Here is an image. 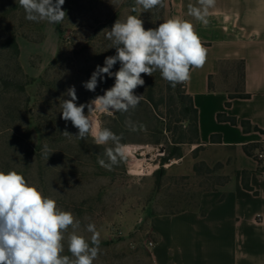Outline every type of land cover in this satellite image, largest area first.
<instances>
[{"label":"rangeland","instance_id":"1","mask_svg":"<svg viewBox=\"0 0 264 264\" xmlns=\"http://www.w3.org/2000/svg\"><path fill=\"white\" fill-rule=\"evenodd\" d=\"M3 5L8 6V1L0 0V9ZM133 7H136L135 12ZM62 9L66 15L61 23L45 21L42 43H32L19 36L24 73L36 82L24 94L11 93L0 100V170L22 173L44 196L56 200L59 209L73 213L80 221L76 233L84 236L90 246L92 233L86 226L95 225L100 244L93 264H155L148 248V242L153 240L149 228L151 216L187 209L185 199L193 196V203L197 202L201 191L192 179L193 174H175L169 166L180 163L176 170L193 172L189 159L182 162L172 158L163 164V159L174 148L173 140L186 131L174 89L169 90L159 71L152 76L142 74L145 83L134 92L143 95V99L135 109L130 108L120 116L119 112L89 113L102 127L112 132L117 129V135L122 136L121 143L127 147L166 146L162 156H153L139 164L126 149L125 172L121 162L112 170L98 164V157L107 162L105 149L97 147L90 136L79 139L78 129L61 118L60 105L63 99H69L66 91L73 85L77 105L87 104L109 89L104 86L107 75L98 81L95 91L83 87L96 66L103 67L102 53L111 47L105 29H111L117 19L123 21L128 15L141 18L146 30L155 28L163 22L162 7L145 11L136 6L134 0H65ZM21 15L0 19V39L4 37L5 27L18 25ZM23 32L33 39L41 35L36 28L18 29L19 34ZM12 66L6 52L0 53V74L8 72ZM150 88H153L156 108L146 99ZM28 98H31L30 103L26 101ZM146 109L149 114H145ZM126 120L137 126L145 125L146 131H131L125 125ZM169 127L173 130L169 131ZM65 130L73 136H64ZM103 146L114 145L109 142ZM193 146L181 144L182 154H189ZM163 167L166 174L161 176V187L157 189L156 172ZM183 176L190 178L180 180ZM72 231L70 226L64 233L62 255L74 259L68 251V236Z\"/></svg>","mask_w":264,"mask_h":264},{"label":"crops","instance_id":"2","mask_svg":"<svg viewBox=\"0 0 264 264\" xmlns=\"http://www.w3.org/2000/svg\"><path fill=\"white\" fill-rule=\"evenodd\" d=\"M198 0H163V21L179 16L190 21L207 49L203 67L192 69L185 90L199 112L200 144L181 158L222 163L230 181L202 193L196 210L151 216L155 264H264V0H215L208 24L188 15ZM21 47V44H20ZM247 95L231 98V95ZM230 106H227V103ZM219 113L249 121L263 132H245L217 119ZM214 138V141H213ZM256 148L250 156L245 146ZM200 147L197 158L195 151ZM180 164V163H178ZM175 174L193 172L176 170ZM249 174L252 191L243 187Z\"/></svg>","mask_w":264,"mask_h":264},{"label":"clouds","instance_id":"3","mask_svg":"<svg viewBox=\"0 0 264 264\" xmlns=\"http://www.w3.org/2000/svg\"><path fill=\"white\" fill-rule=\"evenodd\" d=\"M25 11V19L32 22L47 21L61 23L66 15L62 6L65 0H18ZM199 7L188 5V15L208 24L209 9L215 0H198ZM135 5L149 11L163 6V0H135ZM136 7H133V12ZM106 38L116 54L106 57L104 66L97 65L90 79L83 82L88 91H95L98 81L114 76V85L106 89L87 104L77 105L75 86H70L60 107L61 118L78 129L79 139L90 136L96 145L113 147L104 151L107 162L98 157V164L112 170L126 158L127 146L121 143L122 136L91 119L93 111L128 112L135 109L143 95L135 94L138 86L145 81L142 74L152 76L159 71L161 77L173 87L190 79L191 70L203 67L207 49L203 46L194 25L179 16L159 23L155 28L145 29L144 21L136 15H128L125 20L117 19L111 29H105ZM119 62V69H111ZM85 108L88 114L85 115ZM125 125L131 131L144 130L146 126L133 124L126 120ZM73 136L67 130L62 133ZM47 152V148H45ZM73 231L68 236L70 258L64 252V233L69 227ZM80 221L70 211L61 210L56 200L44 196L35 185L29 184L22 173L15 170H0V264H93L99 253V232L94 224H88L86 230L92 233L89 241L76 233Z\"/></svg>","mask_w":264,"mask_h":264},{"label":"trees","instance_id":"4","mask_svg":"<svg viewBox=\"0 0 264 264\" xmlns=\"http://www.w3.org/2000/svg\"><path fill=\"white\" fill-rule=\"evenodd\" d=\"M8 1V6L3 5L0 9V19L2 17H9L10 15L16 16V14L22 13L21 17H19V23H18V28L17 26H8L4 28V37L0 39V53L6 52L8 56V60L13 64L11 68H9L8 72H3L0 74V100L4 96H7L11 93L15 94H24L26 92V89L30 87L32 84L36 82L35 78H29V76L24 73V69L21 63V47H20V42H19V36L21 35L25 40L30 41L32 43H42L44 41V35H43V30H44V25L45 21L42 22H32L27 19H25V11L24 9L19 5L18 1L15 2L14 0H7ZM135 2V0H134ZM36 28V30L39 32L40 38L38 39H33L31 38L28 34L18 33V29L21 28ZM116 54V51L114 48L109 47L105 52L102 53V60L101 63L104 66V60L106 57L113 56ZM119 66V62H117L116 65L113 66L111 69L112 72H114V69ZM12 72V73H11ZM44 79V78H43ZM41 79V82L44 83V80ZM43 80V81H42ZM113 77H107L104 81V86L107 88H111L113 86ZM167 86L169 87L170 91H173L174 89V96L177 98L179 104H180V112L181 115L183 116L184 121L186 122V131H182L180 138L177 140H173V145L174 148L173 150L169 153L168 157H165L164 163H167L168 160L172 158H178L181 159L184 157V154H182L180 145L181 144H190V145H197L200 144V131H199V112L198 109L195 107L193 98L186 93L185 90V85L184 83H179L175 87H173L168 81H166ZM100 93H96L98 95ZM153 88H150L146 99L149 101V103L156 108V104H154V97H153ZM245 98L247 95L241 94V95H231V98ZM27 102L30 103L31 98L26 100ZM156 105V106H155ZM227 106H230V103L228 102L226 104ZM147 110V109H146ZM145 114H149V111H145ZM121 115V112H119V116ZM40 118V117H39ZM217 119L220 122H227L230 123L231 125L234 126H241L245 132L250 131V130H255L259 132H263L260 128L258 127H253L249 121L246 120H238L236 117L233 116H228L225 113H219L217 116ZM122 120V119H121ZM41 118L39 119L40 126L41 125ZM42 127H40L41 129ZM169 131H172V127H169ZM28 129V128H27ZM51 129H53L51 127ZM115 134H118L117 129H114ZM214 141V138H213ZM97 147L100 148H108V147H102V145H96ZM112 146V145H111ZM110 146V147H111ZM256 147L254 145H247L245 146V151L248 155L253 156L254 154L252 151ZM200 151V147L195 151V159L197 158L198 152ZM94 154V153H93ZM257 159L259 162L260 160L257 155ZM125 159L121 160L122 164V171L125 172L126 167L124 165ZM224 168V165L222 163H217L215 166H210L207 164L205 161H196L194 166H193V177L192 179L195 180V183L197 186L201 189L199 193V197L197 199V202L194 200L193 196L190 198H186V206L188 207L187 209H180V210H172L170 213L167 214H176L180 213L186 210H196L198 209L199 206V198L204 192L208 191H214L217 190L218 188H221L225 186L229 181L230 177L227 175H224L222 173V170ZM166 174V171L163 167V169L159 170L156 172V177H157V182H156V188L159 189L161 187L160 179L161 176H164ZM190 176H183L180 177V180H187L189 179ZM172 180H176L175 178H172ZM242 182H243V187L246 190L252 191L253 188L250 186L249 183V174L247 172H243L242 175ZM159 215V214H156Z\"/></svg>","mask_w":264,"mask_h":264},{"label":"water","instance_id":"5","mask_svg":"<svg viewBox=\"0 0 264 264\" xmlns=\"http://www.w3.org/2000/svg\"><path fill=\"white\" fill-rule=\"evenodd\" d=\"M149 147H139L136 150H133V154L138 159H151L156 155H163L166 151L165 145H158L153 148H150V151L146 150Z\"/></svg>","mask_w":264,"mask_h":264},{"label":"built area","instance_id":"6","mask_svg":"<svg viewBox=\"0 0 264 264\" xmlns=\"http://www.w3.org/2000/svg\"><path fill=\"white\" fill-rule=\"evenodd\" d=\"M184 84H186V82H184ZM258 158H259L260 160L264 159V154H263V153H259V154H258ZM256 222H257L258 224H263V222H264L263 217H262L261 215H258V216L256 217ZM154 247H155V242H154L153 240H150V241L148 242V248L150 249V255H151L153 261H156V256H155V253H154Z\"/></svg>","mask_w":264,"mask_h":264},{"label":"bare ground","instance_id":"7","mask_svg":"<svg viewBox=\"0 0 264 264\" xmlns=\"http://www.w3.org/2000/svg\"><path fill=\"white\" fill-rule=\"evenodd\" d=\"M136 149H138V147H134V146H128L127 147V154H129L130 156H132V157H134V160L133 161H135V162H138V164L139 163H141V162H143L145 159L143 158V159H138V158H136L135 156H134V154H133V150H136ZM146 150H148V151H150V149L149 148H147ZM137 164V163H136ZM137 164V165H138ZM133 165V164H132ZM141 165V164H140ZM135 171V170H134ZM136 172V171H135ZM144 173V172H143Z\"/></svg>","mask_w":264,"mask_h":264}]
</instances>
